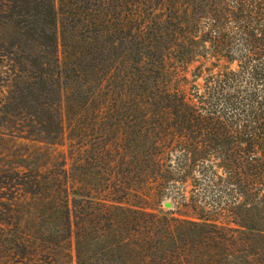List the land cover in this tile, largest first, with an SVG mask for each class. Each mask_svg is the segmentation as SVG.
<instances>
[{"label":"trees","instance_id":"trees-1","mask_svg":"<svg viewBox=\"0 0 264 264\" xmlns=\"http://www.w3.org/2000/svg\"><path fill=\"white\" fill-rule=\"evenodd\" d=\"M59 2L0 0V134L63 145L65 118L72 128L100 95L111 121L101 126L134 128L119 140L89 130L82 176L69 177L63 156L1 182L13 195L0 200V263L264 264V0L205 2L207 20L221 16V71L206 69L221 100L207 92L195 101L170 88L171 54L151 51L156 37L142 24L146 5L166 11L174 21L158 38L183 48L193 41L180 16L188 0ZM148 81L156 94L146 95ZM66 84L74 93L64 115ZM205 112H221V129ZM162 198L191 216L158 214Z\"/></svg>","mask_w":264,"mask_h":264},{"label":"rangeland","instance_id":"rangeland-1","mask_svg":"<svg viewBox=\"0 0 264 264\" xmlns=\"http://www.w3.org/2000/svg\"><path fill=\"white\" fill-rule=\"evenodd\" d=\"M207 0H188L187 14H181L186 20V23L182 26L185 30L188 31V34L193 40L192 42H186L183 48H175L172 46L171 38L165 37L164 39L158 38V29L164 28L163 25L169 18L170 22H173V17L170 16L167 18L168 13L158 9H149V5H146V13L143 16L142 24L147 28V31L155 34L157 43L154 44L155 53L159 54H171L169 56V61H167V68L164 72V77L167 79L169 86L173 90H179L186 93L190 98H193L196 94L201 95L203 93L209 92L210 95H215V97L221 100V81L216 84L215 82H206V78H209L208 71L211 70L213 74H218L221 71V16L214 17V21H209L206 18L211 17L210 14H207L204 11L205 2ZM57 9H60L59 0H55ZM221 5V3H218ZM203 11V13H202ZM216 23V26L212 23ZM168 25H170L168 23ZM217 28L218 37L214 36L215 34L211 33L210 28ZM170 28V27H169ZM172 29V27L170 28ZM61 22L59 16L58 22V43H59V53L62 60V32H61ZM186 32V31H185ZM174 31L171 32L173 35ZM160 35V34H159ZM195 37V38H194ZM217 38V39H216ZM168 48H172L168 51ZM150 49L146 48L145 50ZM214 51H219L220 54L214 53ZM184 54V56H183ZM189 54V55H188ZM207 54V55H206ZM176 56H182L187 58V63L179 61ZM205 56V57H204ZM203 66V69H199ZM236 64H233V68L236 69ZM203 71V76L200 79H195L193 75ZM221 80V75L218 76ZM148 92L149 94H156V89L152 87L148 81ZM208 86V88H206ZM217 86V90L214 89ZM199 88V89H198ZM152 90V91H150ZM199 90V91H198ZM153 92V93H150ZM198 92V93H197ZM74 91H69L67 84L62 92V107L63 113L67 112L71 94ZM102 95L97 96L92 111L91 112H76L74 123L72 128H70L71 122L65 118V128H66V138L63 145L60 146H49L46 144H41L38 142L15 138L14 136L8 134H0V200L8 202L7 198H11L13 192L7 188H1L6 186L1 182L9 183L11 178L14 176L15 171L23 170L27 167L34 169L36 166L46 167L58 164L62 162L63 156H66L67 159V169L69 172V177H79L85 172L83 168H87L86 163L83 161L84 154H79V150L84 148V145H88L91 142L89 137L94 130V138H99L105 136V131H108L105 126H101L102 123L106 124L111 122L109 120L108 112H100L103 104ZM104 113V114H103ZM209 118L208 126L210 128L214 127L216 129H221V123L217 119H221V112H205ZM107 118V119H106ZM15 124L8 123L7 126H14ZM131 126V125H130ZM133 126L129 129H122L106 132L109 135V139L122 138V133L125 132L126 136H131L133 131ZM73 134L77 136L73 137ZM87 136V137H86ZM133 139L140 144L141 137L138 135H133ZM117 140V141H118ZM146 144V143H145ZM144 145V144H143ZM74 152L75 155L70 158V153ZM93 170L89 169L88 175L85 176V179L90 180L93 175ZM70 197H75L74 190L75 185L72 179L69 183ZM170 206L167 207L166 205ZM154 208L156 212L160 215L167 217H185L187 215L191 216V213L180 206L179 201H176L173 198H162L160 203H155ZM219 221H221V216H219ZM1 264V263H0Z\"/></svg>","mask_w":264,"mask_h":264},{"label":"water","instance_id":"water-1","mask_svg":"<svg viewBox=\"0 0 264 264\" xmlns=\"http://www.w3.org/2000/svg\"><path fill=\"white\" fill-rule=\"evenodd\" d=\"M166 206H167V207H169L170 205H169V204H167Z\"/></svg>","mask_w":264,"mask_h":264}]
</instances>
